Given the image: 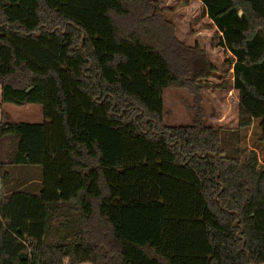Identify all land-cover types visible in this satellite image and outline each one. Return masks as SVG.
<instances>
[{
  "label": "trees",
  "instance_id": "trees-1",
  "mask_svg": "<svg viewBox=\"0 0 264 264\" xmlns=\"http://www.w3.org/2000/svg\"><path fill=\"white\" fill-rule=\"evenodd\" d=\"M198 1L234 131L204 123L214 68L160 0H0V103L41 113L0 122V264H264V0ZM167 88L194 95L190 125L164 122Z\"/></svg>",
  "mask_w": 264,
  "mask_h": 264
},
{
  "label": "rangeland",
  "instance_id": "rangeland-1",
  "mask_svg": "<svg viewBox=\"0 0 264 264\" xmlns=\"http://www.w3.org/2000/svg\"><path fill=\"white\" fill-rule=\"evenodd\" d=\"M160 2L164 18L175 26L176 37L188 46L197 44L205 51L207 59L214 68L207 78L198 79V97L204 123L219 127L225 132L234 131L238 125V102L236 92L231 88V55L216 44L217 28L207 18L198 0H160ZM195 67L196 69L190 72L191 80L202 68L199 64ZM193 105L194 95L188 89H165L163 95L164 122L173 125H190L196 112ZM40 120V107L37 104L16 106L10 103H0V122ZM256 138V132L250 134L248 129L241 130L240 145L246 146L247 149L256 147L258 144ZM263 145L264 142H262Z\"/></svg>",
  "mask_w": 264,
  "mask_h": 264
},
{
  "label": "water",
  "instance_id": "water-1",
  "mask_svg": "<svg viewBox=\"0 0 264 264\" xmlns=\"http://www.w3.org/2000/svg\"><path fill=\"white\" fill-rule=\"evenodd\" d=\"M22 255H20V257H21Z\"/></svg>",
  "mask_w": 264,
  "mask_h": 264
}]
</instances>
